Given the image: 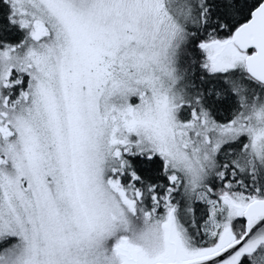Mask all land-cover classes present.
Wrapping results in <instances>:
<instances>
[{"label": "snow or ice", "instance_id": "1", "mask_svg": "<svg viewBox=\"0 0 264 264\" xmlns=\"http://www.w3.org/2000/svg\"><path fill=\"white\" fill-rule=\"evenodd\" d=\"M0 264H264V0H0Z\"/></svg>", "mask_w": 264, "mask_h": 264}]
</instances>
